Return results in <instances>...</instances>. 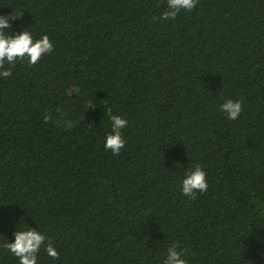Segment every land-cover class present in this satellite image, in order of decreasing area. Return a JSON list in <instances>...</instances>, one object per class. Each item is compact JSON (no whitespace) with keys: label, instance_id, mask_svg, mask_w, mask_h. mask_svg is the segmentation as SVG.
<instances>
[{"label":"trees","instance_id":"16d2710c","mask_svg":"<svg viewBox=\"0 0 264 264\" xmlns=\"http://www.w3.org/2000/svg\"><path fill=\"white\" fill-rule=\"evenodd\" d=\"M0 0L6 35L54 50L0 75V264L35 228L37 264H264V0ZM228 99L243 101L230 120ZM52 119L44 122L45 114ZM112 115L128 121L119 155ZM200 165L208 190L182 181ZM47 243V241L45 242Z\"/></svg>","mask_w":264,"mask_h":264},{"label":"clouds","instance_id":"9594fccd","mask_svg":"<svg viewBox=\"0 0 264 264\" xmlns=\"http://www.w3.org/2000/svg\"><path fill=\"white\" fill-rule=\"evenodd\" d=\"M198 0H167V10L157 19H175L181 10L191 11L196 8ZM21 15L14 12L10 16L0 15V75L7 78L12 75L10 69L5 68V62L14 64L17 59L28 57L30 65H36L43 56L50 54L54 50V44L48 35L40 39H34L32 33L25 30L16 35H6L5 29H10V20H15ZM221 110L227 114L228 119L236 120L242 110L243 101L237 99L226 100L221 106ZM52 119L51 113L45 114L44 122ZM112 130L106 137L105 148L114 155H119L125 147L126 140L123 137L122 129L127 127L128 121L120 115H112ZM207 173L200 165H196L189 170L182 181V194L190 199H196L197 192L204 193L208 190ZM15 241L7 243L5 247L16 257L19 264H37V254L44 246L48 256L59 259V252L54 247L53 242L35 228L27 231H16ZM47 241V243H45ZM186 249L181 248L179 242H173L167 249V258L164 264H187L184 259Z\"/></svg>","mask_w":264,"mask_h":264}]
</instances>
